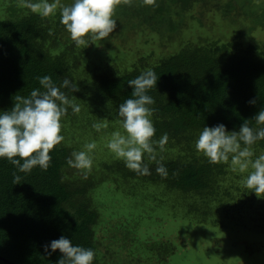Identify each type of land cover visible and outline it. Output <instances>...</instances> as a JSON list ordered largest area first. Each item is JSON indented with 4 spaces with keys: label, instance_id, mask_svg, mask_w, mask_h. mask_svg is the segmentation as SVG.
<instances>
[{
    "label": "trees",
    "instance_id": "16d2710c",
    "mask_svg": "<svg viewBox=\"0 0 264 264\" xmlns=\"http://www.w3.org/2000/svg\"><path fill=\"white\" fill-rule=\"evenodd\" d=\"M214 2L212 11L225 22L235 23L239 11H243L242 16L250 24L243 27V32L250 33L264 25V10L254 17L247 6L250 0ZM199 3L205 7L209 4L208 0H152L151 3L119 0L113 11V19L117 21L114 31L119 27L123 30L133 27L156 31L162 37L167 32L170 34L167 36L173 38V34L177 35L185 27L184 15L191 13ZM133 17L138 19V25L127 27ZM193 19L203 25L201 19ZM92 42L88 40V46ZM88 46L75 45L60 23L59 12L41 18L28 10L20 16L11 13L0 20V111L10 110L16 96L27 97L33 89L40 88L37 78L48 75L58 87L68 78L80 89L74 93L70 89H61L69 99L104 107L111 123L122 126L118 107L132 98L133 89L128 81L143 71L154 70L157 83L146 93L154 100L149 106L153 109L150 119L156 129L151 139L158 141L163 134L168 135L164 151H174L176 155H157L158 159L163 157L168 177L162 178L155 172L156 164L147 155L143 159L149 166L150 175H137L117 157L112 164L103 161L99 171L105 174L111 169L112 173L108 175L111 186L127 199L135 198L131 196L132 189L119 187L122 180L162 189L164 192L156 202H146L154 212L160 211L156 216L158 220H154L157 223L162 220L158 224L160 229L151 240L142 234L144 227L138 228L145 217L123 218L116 221L121 223L118 226H110V220L100 223L97 204L93 200L97 188L108 178L99 181L88 172L84 179L81 170L67 165L66 159L73 148L61 142L50 151L51 161L46 171L34 167L30 173H20L6 158H0V264H57L62 253L56 250L49 255L44 246L62 235L73 245L94 250L93 264L132 261L137 264H178L177 259L183 258L184 254L191 257L184 258L188 264H199L201 260H209L208 264H237V258L230 261L227 255L213 254L210 250L205 251L204 258L195 259L189 249L181 248L164 235H173L177 241V236L183 235L179 231L193 229L192 232L197 234L202 229L201 224L219 232L222 239L227 230L233 231L232 220L223 221L224 216L203 221L196 215L199 201L207 203L205 200L211 197H218L219 208H225L223 198L226 197L230 205L231 189L235 184L227 179L228 162L210 164L202 153L197 152L195 141L204 126L222 123L227 131H238L240 125L249 120L251 127H258L253 118L264 108V45L251 39L247 45H242L237 37L226 42L201 38L197 44L186 43L155 63H150V56L140 57L123 70H114L109 64H103L106 68L102 65L91 67L88 63L91 59L87 58ZM106 50V47L101 49L100 55ZM253 98L255 105L249 104ZM62 119L69 122L61 133L79 132L73 141L80 146L85 144L82 139L87 136V129L98 124L88 122L82 129L72 131L76 117L70 108ZM81 148L76 147V151ZM251 149L264 152V140L257 141ZM14 174L20 176L16 183ZM250 197L258 199L263 208L262 212L257 209L262 216L251 219L247 228L250 226V231L258 230L264 236V193L257 196L252 192ZM166 198H176L174 204L184 209L183 218L175 210L165 213L169 208ZM139 200L143 202L145 198L139 196ZM253 203L249 200L247 207H254ZM236 208L240 209V206ZM164 214L166 220L160 217ZM167 223L174 228L172 232L165 229ZM100 227L104 234L111 231L106 244L105 237L98 239L96 235ZM230 234V241L236 243V237ZM204 235L210 236L208 232ZM117 244L123 246L121 250L113 248ZM230 246L232 250L237 249L235 245ZM101 247H104L105 255L101 253Z\"/></svg>",
    "mask_w": 264,
    "mask_h": 264
},
{
    "label": "clouds",
    "instance_id": "9594fccd",
    "mask_svg": "<svg viewBox=\"0 0 264 264\" xmlns=\"http://www.w3.org/2000/svg\"><path fill=\"white\" fill-rule=\"evenodd\" d=\"M118 2L71 0L70 4L62 5L60 0H20V6L41 18L55 14L59 8L60 23L70 34L71 40L76 46H88V40L101 41L114 31L117 21L113 19V11ZM146 2L151 3L152 0ZM37 79L40 88L33 89L27 97L16 96L10 110L0 111V158H6L20 173H30L34 167L45 171L48 169L50 151L64 140L61 118L69 108L73 114L81 111L80 105L61 91L70 89L73 93L78 92L80 89L75 83L65 78L58 87L48 75ZM156 83V73L151 69L128 81L133 89L132 98L126 99L118 107V116L125 134L113 132L106 146L117 158L123 160L126 168L137 175L151 174L143 159L147 155L156 164L155 172L167 178L168 170L162 162L163 157L157 158V150L164 151L168 135L163 134L158 141L151 139L156 129L150 119L153 109L149 106L154 100L146 93ZM249 104L255 105L256 99L250 100ZM253 120L258 127H251L249 120H245L238 131H227L222 123L212 127L204 126L195 141V148L210 164L227 163L230 160L233 171L247 172L242 180L243 186L258 196L264 193V153L253 159L251 146L264 140V108L260 109ZM93 128L99 132L101 125L94 124ZM95 148V142L86 143L83 150L73 151L66 159L70 168L83 172L84 179H87L92 168L91 154ZM19 180L20 176L14 174V183ZM56 250L62 253L57 264H93L95 257L94 250L73 245L63 235L44 246V251L49 255Z\"/></svg>",
    "mask_w": 264,
    "mask_h": 264
},
{
    "label": "rangeland",
    "instance_id": "374dc122",
    "mask_svg": "<svg viewBox=\"0 0 264 264\" xmlns=\"http://www.w3.org/2000/svg\"><path fill=\"white\" fill-rule=\"evenodd\" d=\"M214 1L219 4L227 2V0H208L209 4L207 7H205L203 3L195 5L191 13H186L184 15L183 22L185 23V27H183L182 31L177 33V35L173 34V38H169L167 36V32L165 33V36L162 37L160 34L156 33V31L150 32L148 30L137 29L134 25H138V19L133 17L130 24H127V27L133 25L136 29L131 27L130 29L123 30L121 27H119L118 31H113L109 34V37L104 38L101 41H93L92 44L87 47L89 49V53L87 52V58L91 59V61L88 63H90L91 67L102 65L105 68L107 65L103 64H109V66L111 65L114 70L126 69L133 62H137L140 57L150 56V63H155L164 56L176 52L178 49H180V46L186 43L197 44L201 38L226 42L227 40L237 37L242 45H247L250 39L255 43L264 45V25L263 27L257 26L250 33L247 31L243 32V27L246 26V24L250 25L248 19L244 18L245 16H242L243 11H239L240 14L237 16L235 23L232 24L230 22H225L221 19L219 14L212 11L213 4L215 3ZM234 1L241 3L243 0ZM70 3L71 0H60V4L62 5H68ZM247 6H249V12L252 13L254 17H258L264 10V0H250ZM27 11L28 9L20 6V0H0V20H3L5 17H9L11 13L15 14L16 16H20L27 13ZM205 11H211V13L207 14ZM58 12L59 8H57L55 14ZM193 18L201 19L203 25L201 26L197 24ZM245 19L248 23L245 21ZM174 36L177 37L175 38ZM105 47L107 49L106 53L104 54L102 52V55H100V50H105ZM78 104L81 107V111L78 114H74L76 120L74 121L72 131H78L79 128L82 129V126L88 122H97L99 125H101L99 132H97L93 127H89L86 132L87 136L82 139V143L86 144L89 142H95L96 148L91 154L94 162L89 172H92L97 180L102 181L104 178L109 177L108 175L112 173V170L109 169L105 172V174H103L99 171L100 165L105 162L106 164H112L113 161L116 160V156L106 146L111 138V134L115 131H119L121 134L125 133L122 126L117 123H111L112 120L109 119L104 107L89 104L87 102H80ZM67 122L69 121L63 119L61 120L62 128H64V125H66ZM61 134L64 136L62 143L67 144L70 148H73V151H76V147H84L73 141V137L80 134L79 132H72L68 135L65 133ZM80 150H83V148ZM252 151L254 153L253 159L255 156L264 153L255 151L253 149ZM158 154L168 156L176 155L174 151H157V155ZM227 164V179L235 184L231 189V204H228L229 200L226 197L223 198L225 202V208H219V202H217L218 197H211L210 199L205 200L207 203L199 201L198 212L196 215L198 218H203V221H209L214 218L218 219L221 216H224L223 221L224 219L232 220L231 227L233 231L227 230L225 237L222 239L220 238L221 234L219 235V232L214 229H208L209 226L201 224L202 229H200L199 233L197 234L192 232L193 229H187L188 232L179 231V233L176 231L177 234H183L182 236H177V241H175L173 235H164V237L167 240L176 242V244L180 245L181 248L185 247L186 249H189L190 253H193L192 256H194L195 259L197 257L204 258L205 251L210 250V252L213 254H220L221 256L224 254L227 255V258L230 261H235V258H237V264H264V236L260 235L258 230L254 232L250 231V226L247 228L251 219H256L259 216H262L258 210L262 212L263 206L257 201L258 199L255 197H250L252 195V191L246 189L243 186L242 180L244 176L247 175V172L240 173L239 171H233L230 160ZM102 183L105 184H101L97 188L96 195L94 196L95 199L93 200L97 204L100 223L102 221L107 223V221L110 220V226L112 224L118 226L121 223H116L117 220H121L123 218L129 219L130 217L135 220V218L138 216L143 218L145 217L144 220L139 223L138 228L142 229L144 227L142 234L148 239L153 240L155 234L160 229H158V224L161 223L162 220L160 219L159 223L154 221L158 220L156 216L158 217L160 215V211L154 212V210L151 208V205L149 206L147 203L151 200L156 202L164 191L162 189L151 188L150 186H140L139 184L135 185V182L132 181L129 182L122 180L118 183L119 187L125 189H128L127 187H129L132 189L131 196L135 198L127 199L123 197L120 192H117L115 189H113L109 178L107 180L105 179V181H102ZM118 184L114 188H117ZM139 196L144 197L145 201H140ZM249 200L254 202L253 204L255 208L247 207ZM165 201L169 207L166 209L165 213L170 211V214L173 212V210H175L178 216L183 218L184 209L179 207L178 204H174L176 203V198L175 200L166 198ZM237 206H240V209H237ZM203 213H205V215H203ZM160 217L166 220L165 214ZM174 222H177V220ZM103 228L100 227L96 231V235L98 239L105 237L106 244L107 238H109L111 235V231L104 234ZM165 229L168 233L174 230L171 223H167ZM206 232H208L210 235L209 238H207L208 236L206 237L204 235ZM230 233H233V236L236 237V239H234L236 243L231 242L232 237H230ZM248 234H250V236H248ZM157 238H159V236ZM230 244L237 246V249L232 250ZM122 247L123 246L120 244L113 246L115 249H122ZM100 250L101 253L104 254V247H101ZM185 257L191 258L185 256L184 254L183 258L177 259V263L188 264V262L184 261ZM116 260L121 262L119 258H116ZM208 263L209 260L206 262L201 260L199 264ZM125 264L137 263L132 261ZM189 264H192V262H189Z\"/></svg>",
    "mask_w": 264,
    "mask_h": 264
},
{
    "label": "water",
    "instance_id": "95a60500",
    "mask_svg": "<svg viewBox=\"0 0 264 264\" xmlns=\"http://www.w3.org/2000/svg\"><path fill=\"white\" fill-rule=\"evenodd\" d=\"M0 260H1V258H0ZM4 261V260H3ZM6 262V261H5ZM7 263V262H6Z\"/></svg>",
    "mask_w": 264,
    "mask_h": 264
}]
</instances>
